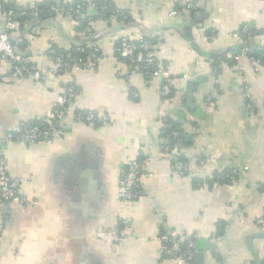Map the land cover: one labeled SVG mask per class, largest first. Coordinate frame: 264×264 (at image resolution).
I'll return each instance as SVG.
<instances>
[{
	"label": "crops",
	"instance_id": "obj_1",
	"mask_svg": "<svg viewBox=\"0 0 264 264\" xmlns=\"http://www.w3.org/2000/svg\"><path fill=\"white\" fill-rule=\"evenodd\" d=\"M14 1L27 10L53 0ZM82 1L106 7L109 18L91 8L81 16L89 28L57 15L22 22L11 35L46 72L41 85L30 77L4 83L9 69L0 62V139L22 122L44 121L70 85L76 90L73 110L92 112L99 122L91 128L68 117L50 144L9 145L6 169L35 204L6 207L0 264H177L161 252L164 230L193 236L197 249L216 243L221 261L207 250L205 264L263 263L264 229L257 221L264 217V64L257 73L244 59L236 69L233 56L240 51L234 33L243 28L264 50V0ZM189 2L200 5L193 15L172 14ZM123 35L162 40L159 57L172 71L174 90L166 108L195 133L186 150L191 165L196 169V157L212 162L198 179H184L163 154L162 81L126 67L115 52ZM93 43L100 50L94 69L66 78L54 73L51 51L91 49ZM184 82L192 85L191 108ZM146 158L142 196L128 204L120 196L126 162ZM227 167L238 171L231 182L199 183ZM124 222L120 246L109 233Z\"/></svg>",
	"mask_w": 264,
	"mask_h": 264
},
{
	"label": "built area",
	"instance_id": "obj_2",
	"mask_svg": "<svg viewBox=\"0 0 264 264\" xmlns=\"http://www.w3.org/2000/svg\"><path fill=\"white\" fill-rule=\"evenodd\" d=\"M4 4H10L13 8L5 9ZM1 11L0 16L5 24V31L0 34V62L6 63L8 66V75H5L2 80L7 83L9 78L20 79L30 77L36 84L41 85L46 72L40 67L36 66L30 57L22 53L12 43L11 35L17 30L20 23L33 24L39 21L40 16L44 10L39 6L29 8V11L18 10L16 11L17 4L14 0H0ZM96 8L97 10H107L104 6H95L89 1L82 0H53L48 7V13L52 16H65L79 18L87 9ZM200 5L198 2H189L183 8L173 11L174 16L181 14H192L199 10ZM115 14V13H114ZM111 19H114L113 17ZM251 35L248 28L236 30L234 33L235 38L238 39L239 45L245 43L244 37ZM88 49L79 48L78 52L81 54ZM92 54L96 57L94 59H84L81 56L75 57L71 62L66 56L57 54L51 51L54 58V73L58 77H69L77 70H84L87 67L94 69L99 57V44L93 43ZM163 51V42L161 39L146 40L141 37H133L130 35H123L117 41L115 52L117 56L126 64V67L139 72L147 79H159L162 81V105L159 107L158 114L162 124L166 118H173L172 111H168L165 103L174 95L172 88L173 76L170 67L160 59V53ZM138 53V54H137ZM248 60L255 72L260 73L262 63L259 59L250 55L248 48H241V50L233 56V61L238 69V64L242 60ZM248 95L249 102L247 107L249 111H253V105L248 88H245ZM76 97V90L73 86H68L63 94H61L55 101L53 111L44 120L45 127L34 125L27 122H22L18 126L9 131L4 138L0 139V244L3 241V234L5 229V209L8 205L17 204L21 206H29L35 204L28 200L21 193V181L12 177L5 166L4 153L11 144H24L34 145L39 142L52 143L59 138L61 130L58 126L59 122L64 121L70 117L75 123L84 124L91 128H98L97 117L92 112H76L73 110L72 105ZM164 126V124H163ZM162 152L168 156L172 162L173 168L184 179H193L199 172L206 171L211 165L208 159L199 160L196 169L188 162H180L177 156L180 153V147L173 148L163 147ZM148 159L143 160H127L126 167L122 173V189L121 199L128 204L137 202L142 196V183L143 170ZM221 171H227L229 175H235L238 171L227 167ZM258 226L264 229V217L257 221ZM127 222H124L123 227L112 230L109 235L116 240L117 244L122 246L125 238V227ZM219 240V239H218ZM159 241L161 244L162 254L175 261L177 264H198L197 258V245L195 239L191 235L183 236L176 232L164 230L161 232Z\"/></svg>",
	"mask_w": 264,
	"mask_h": 264
},
{
	"label": "trees",
	"instance_id": "obj_3",
	"mask_svg": "<svg viewBox=\"0 0 264 264\" xmlns=\"http://www.w3.org/2000/svg\"><path fill=\"white\" fill-rule=\"evenodd\" d=\"M78 1V0H77ZM51 3L49 4H44V5H39V8H41L42 10H44V13L40 16L39 21H45L49 18H53L54 16L50 15L48 13V7L50 6ZM5 9L8 8H13L14 6L10 5V4H4ZM16 11L18 12V9L15 8ZM30 9H27L26 11H29ZM98 12V18L106 20L107 18H109L110 16V12H108L107 10L105 11H101V10H96ZM198 11V10H197ZM195 11V12H197ZM193 15V14H192ZM79 23H80V27L83 28H89V23L87 21H83V19L81 17L78 18ZM254 32H258L256 30L253 31ZM260 33V32H259ZM249 36L251 35H246L244 37V41L245 43L243 45H240V48L238 50H241V48H248L250 51V55L259 59L261 61L262 64H264V50H259L256 43L249 39ZM91 39H94L95 37H90ZM142 39H146V40H154V38H150L148 36H143L141 37ZM96 39V38H95ZM83 48V47H82ZM237 50V51H238ZM54 52H56L57 54H62L64 56H66L71 62L74 60L75 57L81 56L83 57L85 60L88 59L91 55V51L89 49H86V51L84 53H80L78 52V49H73L72 51L69 52H63L61 50H59L58 48H55L53 50ZM236 51V52H237ZM262 51V52H261ZM234 52V53H236ZM138 54V53H137ZM232 63V61H231ZM76 112H83L80 110H76ZM178 117V116H173V118H166V120L164 121V126L160 132L159 138L161 139V146L163 147H176L179 146L180 147V153L179 155L176 157L178 161L180 162H188L191 163V159H189L186 155V150L193 145V140L195 138V133H191L188 132L185 128L184 125L187 122V120L185 118ZM31 124L34 125H39L42 127H45L44 125V121H37L34 120L32 122H29ZM190 123V121H189ZM191 125H194L193 123H190ZM98 126H99V122H98ZM205 159V157H196L194 161L195 164H197L199 162V160ZM199 177L195 176L192 180H196ZM233 178H236L235 175H229V173L227 171H221V172H214L212 174L211 177H207L205 179H203V181H199V183H223V182H231V179L233 180ZM197 262V258L195 259ZM261 264H264L261 263Z\"/></svg>",
	"mask_w": 264,
	"mask_h": 264
},
{
	"label": "water",
	"instance_id": "obj_4",
	"mask_svg": "<svg viewBox=\"0 0 264 264\" xmlns=\"http://www.w3.org/2000/svg\"><path fill=\"white\" fill-rule=\"evenodd\" d=\"M210 3H208L207 8H206V12H208V9H210ZM184 89L188 90V102H189V107H193V100H192V85L189 82H184ZM209 251L211 254V258L216 261V262H220L221 261V257L219 255L218 251V247L217 244L214 242H209L206 245V248H198L197 249V261L198 264H205V251Z\"/></svg>",
	"mask_w": 264,
	"mask_h": 264
}]
</instances>
